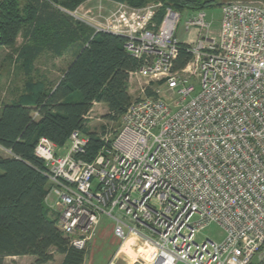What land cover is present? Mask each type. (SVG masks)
<instances>
[{"label":"built area","instance_id":"obj_1","mask_svg":"<svg viewBox=\"0 0 264 264\" xmlns=\"http://www.w3.org/2000/svg\"><path fill=\"white\" fill-rule=\"evenodd\" d=\"M93 1L87 20L83 4L64 11L125 39L137 95L118 129L97 134L90 160L79 130L64 146L39 138L33 154L58 231L83 250L106 216L116 239L133 235L155 250L150 264H264V5H221L215 32L203 10L187 14L191 58L175 69L181 13L160 2ZM211 224L223 239L197 242Z\"/></svg>","mask_w":264,"mask_h":264},{"label":"trees","instance_id":"obj_2","mask_svg":"<svg viewBox=\"0 0 264 264\" xmlns=\"http://www.w3.org/2000/svg\"><path fill=\"white\" fill-rule=\"evenodd\" d=\"M84 1L0 0V47H14L22 35L24 43L17 58L28 78L40 55H73L56 84L27 80L20 95L0 104V264L22 256L35 258V264L49 263L54 254L63 256L61 264H84L86 258V251L70 247L56 227L45 202L50 184L33 150L41 137L64 146L70 134L79 130L89 137L83 158L90 160L100 142L87 128L85 116L99 103L107 108V120L118 121L131 102L128 74L138 64L125 51L124 38L94 33L65 12L74 11ZM115 1L141 7L157 0ZM162 2L182 14L203 10L212 1ZM179 46L175 69L183 68L191 58L186 45Z\"/></svg>","mask_w":264,"mask_h":264},{"label":"rangeland","instance_id":"obj_3","mask_svg":"<svg viewBox=\"0 0 264 264\" xmlns=\"http://www.w3.org/2000/svg\"><path fill=\"white\" fill-rule=\"evenodd\" d=\"M87 1V0H86ZM205 1V0H202ZM211 6H206L203 11L207 16V21L212 22V30L216 31L218 21L220 17V6L228 2H260L264 5V0H211ZM160 2L164 6L162 0H157L154 3ZM83 4V3H82ZM95 5V2L88 1L82 5V9L78 12L81 19L87 20L88 17L94 16L93 14H86V11L90 6ZM105 5V4H104ZM107 6V5H105ZM70 12V11H67ZM66 12V13H67ZM73 12V11H72ZM97 12V10H96ZM95 12V14H96ZM192 11H184L182 13L180 22L177 26L175 36L180 43L185 42L184 23L187 14ZM78 15V14H77ZM100 19L98 17H94ZM82 23V22H80ZM84 24V23H83ZM87 26L86 24H84ZM89 27V26H87ZM90 28V27H89ZM91 29V28H90ZM92 30V29H91ZM24 39L22 35H19L16 44L12 48L0 47V104L7 103L13 100L24 91L25 83L27 80L32 81H46L48 86H53L55 82L60 78L62 72L65 70L67 63L71 62L70 53H66L61 57L51 56L49 53H44L32 64V70L30 76L25 74V71L17 58V51L22 46ZM128 84L127 91L134 99L137 95L136 84L130 82ZM107 114V108L104 104H97L91 113V119L87 120V128L90 132L100 134L101 131L106 129L116 130L119 127V120L114 122L107 120L105 115ZM67 144V143H66ZM3 156H7V153L1 152ZM54 200V197L51 198ZM112 221L106 216L100 218L99 225L97 227L96 235L91 241L86 244L83 249L86 251V258L84 264H150L155 250L150 246H147L142 239L136 236H130L129 239L134 240L133 244L128 249V252L121 253L124 245L123 241H119L112 234ZM212 239L216 242H220L223 239L221 229L211 224L204 228L197 236L196 241L202 242L205 239ZM123 252V251H122ZM127 252V253H126ZM63 256L54 254L53 260L47 264H61ZM27 259V258H26ZM19 264H27L23 260H16ZM20 261V262H19ZM35 261V258H34ZM11 260H7L6 264H12ZM14 264V263H13ZM176 264H184L177 262Z\"/></svg>","mask_w":264,"mask_h":264},{"label":"crops","instance_id":"obj_4","mask_svg":"<svg viewBox=\"0 0 264 264\" xmlns=\"http://www.w3.org/2000/svg\"><path fill=\"white\" fill-rule=\"evenodd\" d=\"M66 54V53H65ZM65 54H63V55H65ZM62 55V56H63ZM72 59H73V55L72 54H70V60L69 61H72ZM71 63V62H70ZM69 62L67 63V65H66V67H65V70H66V68L68 67V65L70 64ZM64 70V71H65ZM63 71V72H64ZM63 72H62V75H63ZM62 75L60 76V78L62 77ZM59 78V79H60ZM59 79L55 82V84L59 81ZM134 240H130V241H128L127 243H125L124 245H123V247H122V250H121V253H125V251H127L128 252V249L130 248L131 249V245L134 243L133 242ZM147 245V244H146ZM148 246V245H147ZM150 247V246H149ZM123 251V252H122ZM126 252V253H127ZM27 258V259H26ZM7 260H11L14 264H19V263H15V262H18V261H16V260H23V261H25L27 264H35V261H34V258L33 257H31V256H22V257H9V258H7L6 259V263H7ZM20 262V261H19ZM12 263V264H13Z\"/></svg>","mask_w":264,"mask_h":264},{"label":"bare ground","instance_id":"obj_5","mask_svg":"<svg viewBox=\"0 0 264 264\" xmlns=\"http://www.w3.org/2000/svg\"><path fill=\"white\" fill-rule=\"evenodd\" d=\"M131 236H132V235H131ZM130 240H132V239H129V238H128V240H127L125 243H127V242L130 241ZM125 243H124V244H125ZM144 243L147 244L148 246H150L148 243H146V242H144Z\"/></svg>","mask_w":264,"mask_h":264}]
</instances>
